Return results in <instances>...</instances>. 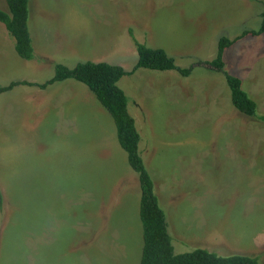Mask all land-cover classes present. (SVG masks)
<instances>
[{"label":"rangeland","instance_id":"rangeland-1","mask_svg":"<svg viewBox=\"0 0 264 264\" xmlns=\"http://www.w3.org/2000/svg\"><path fill=\"white\" fill-rule=\"evenodd\" d=\"M262 12L264 0H29L33 57L16 55L0 23V86L41 85L56 64L129 72L134 40L191 68L186 77L138 69L117 83L174 253L264 264V121L239 113L222 72L204 64L220 38L258 30ZM222 61L264 116V33L233 43ZM0 193V264H139L137 175L82 83L0 93Z\"/></svg>","mask_w":264,"mask_h":264},{"label":"trees","instance_id":"trees-1","mask_svg":"<svg viewBox=\"0 0 264 264\" xmlns=\"http://www.w3.org/2000/svg\"><path fill=\"white\" fill-rule=\"evenodd\" d=\"M7 11L0 9V23L14 39V50L23 60L32 59V45L28 32L29 0H4ZM258 30L244 31L241 35L230 40L222 37L217 44L216 57L204 64L216 72H222L225 83L230 91L232 106L241 114L257 117L264 121V116L257 115L255 101L241 86V80L223 72L222 55L226 48L246 35L258 36L264 33V12ZM137 61L133 68L126 72L120 66L101 63H79L72 69L57 64L54 66L53 77L41 85L39 89L66 79H73L82 83L94 95L99 104L111 116L115 126V133L120 148L126 153L130 168L136 173L139 185V220L142 229V247L139 264H259L257 256L230 254L220 256L206 249L196 248L191 252L174 253L171 236L167 231V224L163 210L159 207L154 183L147 172L139 153L140 136L134 119L127 111V98L118 87V81L125 75H131L138 69L153 71L176 70L182 76H188L191 68H178L173 59L168 57L162 49L148 48L134 40ZM23 82H11L7 86H0V93L11 90ZM2 195L0 193V207Z\"/></svg>","mask_w":264,"mask_h":264},{"label":"crops","instance_id":"crops-1","mask_svg":"<svg viewBox=\"0 0 264 264\" xmlns=\"http://www.w3.org/2000/svg\"><path fill=\"white\" fill-rule=\"evenodd\" d=\"M5 30H6V29H5ZM8 34H9V33H8ZM9 35H10V34H9ZM10 36H11V35H10ZM11 37H12V36H11ZM12 38H13V37H12ZM30 39H31V38H30ZM14 44H15V42H14ZM31 45H32V44H31ZM13 49H14V45H13ZM32 49H33V48H32ZM14 52H15V50H14ZM15 53H16V52H15ZM16 55H17V54H16ZM56 65H57V64H56ZM76 65H77V64H76ZM76 65H75V66H76ZM75 66H74V67H75ZM50 79H51V78H50ZM19 82H23V83L20 84V85H26V86H29V87H31V86H35V87H37L36 85H28V84H27V83H30V84H31V82H26V81H19ZM10 83H11V82H10ZM32 84H33V83H32ZM8 85H9V84H8ZM6 86H7V85H6ZM16 86H18V85H16ZM16 86H15V87H16ZM13 88H14V87H13ZM13 88H12V89H13ZM32 137H34V135H33ZM30 138H31V136H30ZM30 138H29V139H30Z\"/></svg>","mask_w":264,"mask_h":264}]
</instances>
